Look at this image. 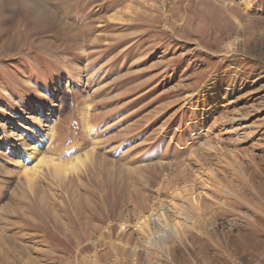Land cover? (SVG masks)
<instances>
[{
  "label": "rangeland",
  "instance_id": "rangeland-1",
  "mask_svg": "<svg viewBox=\"0 0 264 264\" xmlns=\"http://www.w3.org/2000/svg\"><path fill=\"white\" fill-rule=\"evenodd\" d=\"M0 264H264V0H0Z\"/></svg>",
  "mask_w": 264,
  "mask_h": 264
},
{
  "label": "bare ground",
  "instance_id": "bare-ground-1",
  "mask_svg": "<svg viewBox=\"0 0 264 264\" xmlns=\"http://www.w3.org/2000/svg\"><path fill=\"white\" fill-rule=\"evenodd\" d=\"M74 35H75V37L77 38L78 37V34H76V33H74ZM55 136V134H53V135H50V136H48V137H46V135L44 136V137H39L38 138V140H35L36 141V143H41V144H44V146H42V147H37L36 146V144L35 145H31V150H33L34 148V150H35V153L36 154H38V153H40L41 152V148L42 149H47L46 148V146H45V142H48V144L47 145H51L52 143H53V141H54V137ZM47 138H50L49 140H47ZM48 146V147H49ZM50 152H51V150H50ZM40 160H39V162L42 164V161H44V163H49L50 164V162H52V161H55L56 159L55 158H53L52 156H49V155H46V154H40ZM53 159H55V160H53ZM56 162H59V163H61V162H64V161H62V160H58V161H56ZM94 164V163H93ZM53 165V164H52ZM55 167V166H54ZM56 168V167H55ZM28 183V182H27Z\"/></svg>",
  "mask_w": 264,
  "mask_h": 264
}]
</instances>
